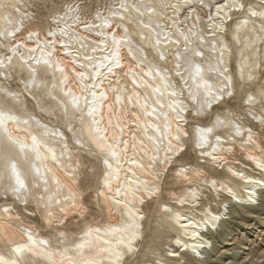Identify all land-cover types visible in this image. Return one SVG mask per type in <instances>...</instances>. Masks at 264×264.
Returning a JSON list of instances; mask_svg holds the SVG:
<instances>
[{"label":"snow or ice","instance_id":"obj_1","mask_svg":"<svg viewBox=\"0 0 264 264\" xmlns=\"http://www.w3.org/2000/svg\"><path fill=\"white\" fill-rule=\"evenodd\" d=\"M230 202L264 203V0H0V264H225Z\"/></svg>","mask_w":264,"mask_h":264},{"label":"bare ground","instance_id":"obj_2","mask_svg":"<svg viewBox=\"0 0 264 264\" xmlns=\"http://www.w3.org/2000/svg\"><path fill=\"white\" fill-rule=\"evenodd\" d=\"M240 160L241 166L247 165L248 171L253 170L254 166L251 164V162L245 161L243 158H240ZM225 219H229V221H226L222 225L221 231L217 233L219 236V240L217 242L221 243L223 247L228 245V241L231 240V238H228L229 235L233 236L232 232L237 230V228H234L235 226L240 227V224L247 226L249 221L255 219L256 222L264 227V203L248 204L247 202H241V204H238L236 202H230V214L229 217H226ZM154 226L155 222L151 220V217L149 216V219L144 221L146 242L148 239H150ZM220 247L222 248V246ZM208 259L210 264H214V261H211L212 259L210 256Z\"/></svg>","mask_w":264,"mask_h":264},{"label":"rangeland","instance_id":"obj_3","mask_svg":"<svg viewBox=\"0 0 264 264\" xmlns=\"http://www.w3.org/2000/svg\"><path fill=\"white\" fill-rule=\"evenodd\" d=\"M238 204H241V202ZM226 221H229V219ZM234 228H237V230L232 232L233 236L229 235L228 238H231L229 241L245 240L246 243L242 244L241 248L236 250L232 248L231 243H228V245L224 246L228 249L227 260H225V264H238V259H242L245 254L251 255V251L249 250L250 248L259 250L261 245L264 244V236H262V234H264V227L256 222L255 219L249 221L247 226L240 224V227L235 226ZM216 246L220 247L222 245L216 241ZM224 247L221 248V251H223ZM210 257L212 259L211 261L214 262L218 258L217 256Z\"/></svg>","mask_w":264,"mask_h":264}]
</instances>
